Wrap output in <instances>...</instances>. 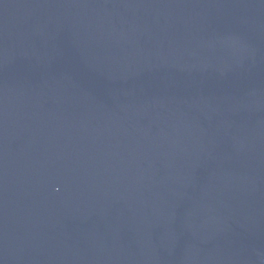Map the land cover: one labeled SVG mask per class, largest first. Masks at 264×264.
Instances as JSON below:
<instances>
[{"label":"water","instance_id":"1","mask_svg":"<svg viewBox=\"0 0 264 264\" xmlns=\"http://www.w3.org/2000/svg\"><path fill=\"white\" fill-rule=\"evenodd\" d=\"M0 264H264V0H0Z\"/></svg>","mask_w":264,"mask_h":264}]
</instances>
